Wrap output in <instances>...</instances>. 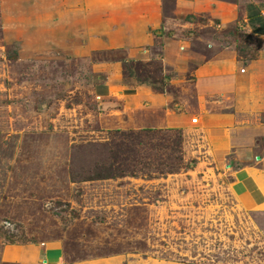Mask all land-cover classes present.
I'll return each instance as SVG.
<instances>
[{"label":"rangeland","instance_id":"obj_1","mask_svg":"<svg viewBox=\"0 0 264 264\" xmlns=\"http://www.w3.org/2000/svg\"><path fill=\"white\" fill-rule=\"evenodd\" d=\"M214 3L211 17L170 28L193 63L221 50L264 58L247 16L264 0ZM139 9L0 0V264L39 246L63 264H264V210L237 196L212 98H197L193 74L163 66L164 39L153 35L167 36V18L141 19ZM263 120L240 115L223 130ZM143 128L177 130L167 144L181 137L178 170L87 180L116 130Z\"/></svg>","mask_w":264,"mask_h":264},{"label":"crops","instance_id":"obj_2","mask_svg":"<svg viewBox=\"0 0 264 264\" xmlns=\"http://www.w3.org/2000/svg\"><path fill=\"white\" fill-rule=\"evenodd\" d=\"M77 3L85 6L129 4L140 8L139 13L133 15L141 19L156 22L167 18V36L153 35L164 39L163 54L160 55L163 66L173 68L177 77L182 73L193 74L191 84L197 98H212L209 101L213 106L211 112L205 111L210 112L209 121L218 133L219 143L232 150L237 196L245 207L264 210V120L256 126L243 124L232 126L226 133L223 130L225 123L234 125L240 115L264 116V58L243 62L236 59L234 50H221L209 60L198 59L193 63L194 56L184 51V46L174 39L177 34L170 30L175 19L184 20L187 15L197 16L203 12L212 15L216 8L214 0H77ZM260 35L264 36V33ZM8 258L13 260H4L1 264H57L63 257L56 249L39 246L17 247ZM115 262L81 261L75 264Z\"/></svg>","mask_w":264,"mask_h":264},{"label":"trees","instance_id":"obj_3","mask_svg":"<svg viewBox=\"0 0 264 264\" xmlns=\"http://www.w3.org/2000/svg\"><path fill=\"white\" fill-rule=\"evenodd\" d=\"M249 25L258 34L264 33V19L260 10L248 9ZM167 131L172 128L116 130L114 138L105 146L106 161L94 164L87 180L108 179L123 176L166 174L179 169L181 137L176 133L167 144ZM170 151V155L168 152Z\"/></svg>","mask_w":264,"mask_h":264},{"label":"built area","instance_id":"obj_4","mask_svg":"<svg viewBox=\"0 0 264 264\" xmlns=\"http://www.w3.org/2000/svg\"><path fill=\"white\" fill-rule=\"evenodd\" d=\"M260 14L262 15V17H263V19H264V10H260ZM57 264H63V262H59V263H57Z\"/></svg>","mask_w":264,"mask_h":264}]
</instances>
